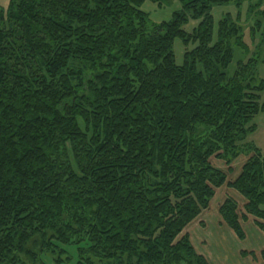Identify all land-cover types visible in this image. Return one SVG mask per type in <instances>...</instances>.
Wrapping results in <instances>:
<instances>
[{"label":"trees","instance_id":"obj_1","mask_svg":"<svg viewBox=\"0 0 264 264\" xmlns=\"http://www.w3.org/2000/svg\"><path fill=\"white\" fill-rule=\"evenodd\" d=\"M163 1L0 7V264H209L184 231L225 185L247 205L228 198L223 222L264 232L259 58L231 15L215 40L211 13L245 0H178L154 24L142 7ZM243 155L234 182L212 164Z\"/></svg>","mask_w":264,"mask_h":264},{"label":"crops","instance_id":"obj_2","mask_svg":"<svg viewBox=\"0 0 264 264\" xmlns=\"http://www.w3.org/2000/svg\"><path fill=\"white\" fill-rule=\"evenodd\" d=\"M215 161L220 164L215 168L227 174L228 182H234L240 176L247 158L243 155L235 160L231 172H228L224 162ZM228 198L237 202L239 215H244L246 199L225 185L216 190L209 208L185 229L184 235L189 236L197 254L203 256L209 264H264L261 257L264 251V232L258 227V220L250 215H246L245 221L241 220L244 233L242 240L223 222L219 210Z\"/></svg>","mask_w":264,"mask_h":264},{"label":"rangeland","instance_id":"obj_3","mask_svg":"<svg viewBox=\"0 0 264 264\" xmlns=\"http://www.w3.org/2000/svg\"><path fill=\"white\" fill-rule=\"evenodd\" d=\"M10 0H0V7L6 9L9 5ZM258 0H245L239 4H229L224 6H215L212 9V15L214 18V39H217V31L220 20L226 15H231L233 19L238 20V24L243 29V38L247 44L250 53H256V57L259 58L258 65V76L264 80V14L261 11L264 10V1L262 8L257 10ZM181 9V4L178 0H165L159 4H153L146 2L142 7V11L148 14L149 19L154 24H160L167 22L171 19L174 12ZM197 22H189L185 26L187 32H191L196 26ZM192 49V46L189 48ZM175 60L177 65L183 64V58L185 54V47L180 39H176L173 46ZM235 59H238V51L235 53ZM235 65V64H234ZM262 103L264 104V93L262 94ZM257 125V132L251 136V141L257 146L262 152H264V114L259 115L255 119ZM240 156L239 158H241ZM248 161V157L245 156ZM212 159V163L215 166H220L219 163ZM246 161V162H247ZM247 201V200H246ZM54 257L51 255L42 257L43 262L37 264H54L52 263ZM73 264V262L71 263Z\"/></svg>","mask_w":264,"mask_h":264}]
</instances>
